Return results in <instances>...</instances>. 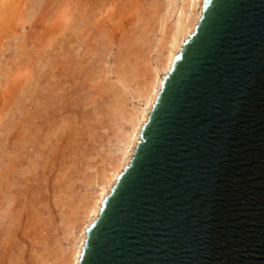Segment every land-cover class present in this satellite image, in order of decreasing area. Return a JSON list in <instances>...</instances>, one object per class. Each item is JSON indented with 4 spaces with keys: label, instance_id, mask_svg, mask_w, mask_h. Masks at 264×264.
Wrapping results in <instances>:
<instances>
[{
    "label": "water",
    "instance_id": "water-1",
    "mask_svg": "<svg viewBox=\"0 0 264 264\" xmlns=\"http://www.w3.org/2000/svg\"><path fill=\"white\" fill-rule=\"evenodd\" d=\"M78 264H264V0H203Z\"/></svg>",
    "mask_w": 264,
    "mask_h": 264
},
{
    "label": "rangeland",
    "instance_id": "rangeland-1",
    "mask_svg": "<svg viewBox=\"0 0 264 264\" xmlns=\"http://www.w3.org/2000/svg\"><path fill=\"white\" fill-rule=\"evenodd\" d=\"M186 1L0 0V264H67Z\"/></svg>",
    "mask_w": 264,
    "mask_h": 264
},
{
    "label": "bare ground",
    "instance_id": "bare-ground-1",
    "mask_svg": "<svg viewBox=\"0 0 264 264\" xmlns=\"http://www.w3.org/2000/svg\"><path fill=\"white\" fill-rule=\"evenodd\" d=\"M185 3L186 7H183H185L186 11H183L186 13L183 14V11H180L178 19L169 29V32L167 31V37L164 39V42L162 41L163 44H161L162 48L160 49L161 51H159L160 55L158 57L157 67L153 68L149 66L147 68V80L143 87H141V89L139 88L137 91L136 98L142 103V106L134 108L130 112H126L124 107L119 106L115 108L114 114L116 117L124 121L129 128L120 136V155L113 160L110 168L105 171L94 195L86 201L84 217L82 220L78 219L80 224L78 239L77 237L73 238L72 232L70 233L72 242L68 250L67 264L79 263L87 238V230L96 220L104 200L110 194L118 177L129 164L134 149L140 140L141 130L147 122L152 107L157 99L162 82L171 70L175 57L179 53L184 41L193 33L200 18L203 0H187Z\"/></svg>",
    "mask_w": 264,
    "mask_h": 264
}]
</instances>
